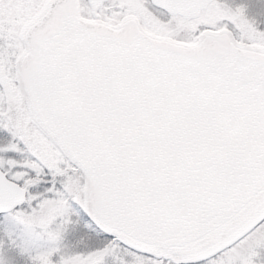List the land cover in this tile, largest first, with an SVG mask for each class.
Segmentation results:
<instances>
[{"label": "snow or ice", "instance_id": "6c2138e0", "mask_svg": "<svg viewBox=\"0 0 264 264\" xmlns=\"http://www.w3.org/2000/svg\"><path fill=\"white\" fill-rule=\"evenodd\" d=\"M252 7L0 0V264H264Z\"/></svg>", "mask_w": 264, "mask_h": 264}, {"label": "rangeland", "instance_id": "374dc122", "mask_svg": "<svg viewBox=\"0 0 264 264\" xmlns=\"http://www.w3.org/2000/svg\"><path fill=\"white\" fill-rule=\"evenodd\" d=\"M235 2H236V3H247V4L252 5L253 7H252V9H251V14H255L256 11H257L255 5L259 3V0H235ZM228 226H229V227L232 226V222H231V221L229 222V225H228ZM261 239H264V237H261ZM234 251H235V250H234ZM229 264H232L231 259H229Z\"/></svg>", "mask_w": 264, "mask_h": 264}]
</instances>
